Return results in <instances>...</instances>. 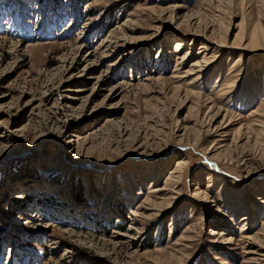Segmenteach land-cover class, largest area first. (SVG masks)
Returning a JSON list of instances; mask_svg holds the SVG:
<instances>
[{
  "label": "rangeland",
  "instance_id": "obj_1",
  "mask_svg": "<svg viewBox=\"0 0 264 264\" xmlns=\"http://www.w3.org/2000/svg\"><path fill=\"white\" fill-rule=\"evenodd\" d=\"M263 110L264 0H0V264H264Z\"/></svg>",
  "mask_w": 264,
  "mask_h": 264
},
{
  "label": "bare ground",
  "instance_id": "obj_2",
  "mask_svg": "<svg viewBox=\"0 0 264 264\" xmlns=\"http://www.w3.org/2000/svg\"><path fill=\"white\" fill-rule=\"evenodd\" d=\"M128 29H130L131 31H132V29H134V28H132V27H130V26H128L127 27ZM127 35H128V31L127 32H125V33H123V35H122V37L123 38H127ZM125 40V39H124ZM127 40V39H126ZM241 41V40H240ZM216 41H213V40H211L210 41V43H215ZM177 43H178V47H176V50L178 51L179 50V46L181 45V41H177ZM218 43V42H217ZM216 44V43H215ZM222 44V43H221ZM244 44V43H243ZM243 44L242 43H237L236 45V47H243V48H246V46H243ZM212 45V44H211ZM225 45V44H224ZM250 45V44H249ZM217 47V46H216ZM202 48H205V50L206 49H208L207 47H206V45H203L202 46ZM193 66H194V68H192L193 70L195 69V71L196 72H201L202 71V69H203V65H202V62H194V64H193ZM264 111V110H263ZM262 122V121H261ZM263 124H264V122H263ZM264 130V129H263ZM185 164H186V162L185 161H183V160H178L177 161V165H176V168L174 169V170H172L171 171V174H172V176H170L169 178L171 179V181L169 182V184H168V190H170V192H173L174 191V189L175 188H177L178 186H179V184H180V181H181V177H182V170L185 168Z\"/></svg>",
  "mask_w": 264,
  "mask_h": 264
}]
</instances>
